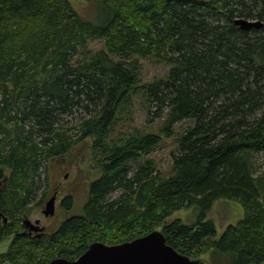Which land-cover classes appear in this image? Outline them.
<instances>
[{
	"label": "trees",
	"instance_id": "trees-1",
	"mask_svg": "<svg viewBox=\"0 0 264 264\" xmlns=\"http://www.w3.org/2000/svg\"><path fill=\"white\" fill-rule=\"evenodd\" d=\"M87 1L95 21L68 0H0V165L9 170L0 168V242L10 238L0 264L74 260L94 241L119 244L159 226L189 258L209 246L218 263L264 264V176L254 175V156L264 151V0ZM236 18L261 26L243 30ZM94 39L103 47L71 67L76 48ZM143 57L171 65L166 78L143 86L147 107L164 117L161 133L188 121L167 177L147 158L161 135L113 133L118 108L139 88ZM75 105L90 115L72 139L54 125ZM87 137L100 174L81 212L67 195L61 207L73 214L48 236L23 232L26 203L44 179L39 169ZM218 198L238 201L243 216L216 236L206 215ZM191 206L199 209L193 222H164Z\"/></svg>",
	"mask_w": 264,
	"mask_h": 264
},
{
	"label": "rangeland",
	"instance_id": "rangeland-1",
	"mask_svg": "<svg viewBox=\"0 0 264 264\" xmlns=\"http://www.w3.org/2000/svg\"><path fill=\"white\" fill-rule=\"evenodd\" d=\"M74 10L84 19L95 21L96 4L87 0H68ZM100 39L88 41L85 46L79 45L76 48L71 59V67L81 61L85 55H90L103 47ZM87 51H89L87 53ZM116 57L114 56V59ZM128 67L130 65L127 64ZM171 65L164 62H159L151 57H143L138 60L135 66L136 77L139 79V88L131 89L128 94L127 101L116 112V117L113 125L114 135L123 133H154L161 135L159 145L155 150L147 155V158L153 159L156 168L162 177H167L171 173V156L170 153L176 149V138L188 124L187 120L176 122L172 125V134L165 137L161 133V127L164 124V117H156L154 112L155 107H147L143 94V86L149 84L156 78H166ZM91 107V106H90ZM89 107V108H90ZM89 112L83 105L71 106L64 112L57 113V124L54 127H59L60 130H66L70 138L78 136L77 129L74 125L81 121L82 117H89ZM17 123L15 120H9L6 128L13 131ZM28 126V125H27ZM38 135V134H37ZM42 137L37 136V139ZM91 143L92 138L82 139L69 147L61 155L51 158L47 161L40 170V178H43L40 187L35 190L26 203V211L28 218L33 221L39 219L40 224L45 226V230L53 231L59 223L73 214L72 211H65L57 205L56 214L51 219H45L41 214V210L45 201L52 195V187L60 186L62 196L64 193L72 194L74 197L73 212H81V208L86 199L87 187L90 180L100 174L99 169L91 159ZM254 175L264 176V151L257 153L254 156ZM4 169L5 174L9 172L7 166L0 165ZM67 176L64 177V174ZM6 181V180H5ZM3 183V181H2ZM47 183V184H46ZM58 189V188H57ZM119 194V190H114L109 197L113 198ZM59 204V200L57 201ZM199 209L196 206L182 208L173 212L166 218L164 222H169L174 219H180L184 223L193 222L198 215ZM243 216V209L240 203L236 200L228 198H218L211 206V209L206 215V218L213 220L216 227V236H218L224 228L229 224L236 223ZM161 226L157 227L159 230ZM10 238L0 242V252L5 251ZM212 247L206 246L203 251L197 256L202 264H227L223 256L218 259V256H211ZM12 264V263H3Z\"/></svg>",
	"mask_w": 264,
	"mask_h": 264
},
{
	"label": "water",
	"instance_id": "water-1",
	"mask_svg": "<svg viewBox=\"0 0 264 264\" xmlns=\"http://www.w3.org/2000/svg\"><path fill=\"white\" fill-rule=\"evenodd\" d=\"M243 30L258 28L261 21L246 18H236L234 20ZM5 181L0 180V189ZM55 195H52L44 204L42 213L45 217L54 215ZM6 221V218H3ZM39 220L31 221L24 217L22 224L29 232L43 230L38 225ZM35 237H40L36 234ZM45 264H200V259L189 258L179 253L165 241L163 233L154 229L146 235L125 241L119 244L108 245L100 241H94L87 249L74 260L57 257Z\"/></svg>",
	"mask_w": 264,
	"mask_h": 264
},
{
	"label": "flooded vegetation",
	"instance_id": "flooded-vegetation-1",
	"mask_svg": "<svg viewBox=\"0 0 264 264\" xmlns=\"http://www.w3.org/2000/svg\"><path fill=\"white\" fill-rule=\"evenodd\" d=\"M66 176H67V173L64 174V177H66ZM0 180H2V181L4 180V181H5V178H2V179H0ZM4 185H5V184H4ZM60 186H62L61 183L59 184V186H58V185H54V186L52 187V195H55V202H54V215H53V216H50V217H45L44 214L42 213V210L44 209V206H43V208H42V210H41V214L43 215V217H44L45 219H49V218L51 219V217H54L55 214H56V208H57V205H58L59 207H61V202H62L63 198H64L65 196H67V195H72V194L64 193L62 196H59L60 193H61ZM57 188H58V189H57ZM57 193H58L59 195H57ZM52 195H51V196H52ZM51 196H50V197H51ZM50 197H49V198H50ZM58 200H59V204H57V201H58ZM46 201H47V200H46ZM46 201H45V202H46ZM44 204H45V203H44ZM61 208H62V207H61ZM65 211H66V210H65ZM24 217H28V215H25V216L23 215V216H22V219H23ZM35 220H36V219H34L33 221H35ZM38 220H39V219H38ZM38 225L43 227V230H42L41 232H38V231H32V232H29L28 229H26L24 225H23V226H24V227H23V229H24L23 232L26 231L27 234L30 235V236H32V237H35L36 234H40V237H37V238H39V239H40V238L42 239V238H44L45 236H48V235L52 232V231H50V232L46 231L47 229L45 230V226L40 224V220H39Z\"/></svg>",
	"mask_w": 264,
	"mask_h": 264
}]
</instances>
